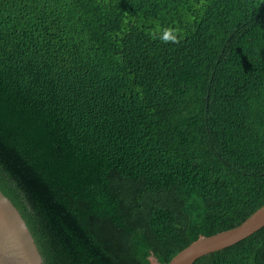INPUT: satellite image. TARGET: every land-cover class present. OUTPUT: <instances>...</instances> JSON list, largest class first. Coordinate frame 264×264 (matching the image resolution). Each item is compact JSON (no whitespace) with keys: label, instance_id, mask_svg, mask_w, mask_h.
I'll return each mask as SVG.
<instances>
[{"label":"trees","instance_id":"obj_1","mask_svg":"<svg viewBox=\"0 0 264 264\" xmlns=\"http://www.w3.org/2000/svg\"><path fill=\"white\" fill-rule=\"evenodd\" d=\"M0 190L44 264H168L241 224L264 0H0ZM194 264H264V227Z\"/></svg>","mask_w":264,"mask_h":264},{"label":"water","instance_id":"obj_2","mask_svg":"<svg viewBox=\"0 0 264 264\" xmlns=\"http://www.w3.org/2000/svg\"><path fill=\"white\" fill-rule=\"evenodd\" d=\"M264 227V205L241 224L204 237L168 264H194L199 258L235 245ZM0 264H44L35 238L19 210L0 190Z\"/></svg>","mask_w":264,"mask_h":264},{"label":"bare ground","instance_id":"obj_3","mask_svg":"<svg viewBox=\"0 0 264 264\" xmlns=\"http://www.w3.org/2000/svg\"><path fill=\"white\" fill-rule=\"evenodd\" d=\"M123 13V12H122ZM134 16V15H133ZM123 17V16H122ZM131 18V17H130ZM136 18V17H135ZM184 18V17H183ZM119 20V19H118ZM127 20V19H126ZM134 20V19H133ZM207 21V20H206ZM124 22V21H123ZM140 23V22H139ZM120 24V23H119ZM209 24V23H208ZM194 26V25H193ZM203 26V25H202ZM118 27V26H117ZM114 32V31H113ZM31 45V44H30ZM118 50V49H117ZM121 51V50H120ZM242 51V50H241ZM244 51H245V49H244ZM119 52V51H118ZM124 53V52H123ZM117 54V53H116ZM125 54V53H124ZM241 54V53H240ZM127 58V57H126ZM127 60V59H126ZM125 61V60H124ZM128 61V60H127ZM243 62V61H242ZM134 63V62H133ZM248 64V63H247ZM126 65H128V64H126ZM245 65V64H244ZM125 66V65H124ZM130 66V65H129ZM127 69V68H126ZM246 69V68H245ZM250 70V69H249ZM124 72V71H123ZM243 72V71H242ZM249 72V71H248ZM250 73V72H249ZM246 79V78H245ZM247 82V81H246ZM247 84V83H246ZM243 88V87H242ZM263 89V88H262ZM261 90V89H260ZM259 94V93H258ZM242 95V94H241ZM246 97H247V95H246ZM259 99V98H258ZM247 104V103H246ZM257 104V103H256ZM249 133V132H248ZM223 136V135H222ZM226 137V136H225ZM231 139V138H230ZM230 139H227L228 141L230 140ZM233 139V138H232ZM242 140V139H241ZM225 141V140H224ZM223 141V142H224ZM234 141V140H233ZM239 141V140H238ZM244 141V140H243ZM227 143V142H226ZM231 144V143H230ZM241 144V143H240ZM244 144V143H243ZM233 147V146H232ZM228 148H229V146H228ZM230 149V148H229ZM241 223V222H240Z\"/></svg>","mask_w":264,"mask_h":264}]
</instances>
